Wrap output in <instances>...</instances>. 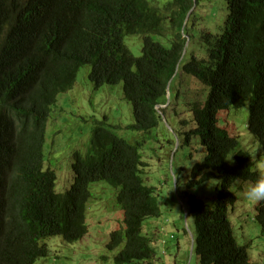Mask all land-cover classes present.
I'll return each mask as SVG.
<instances>
[{
    "label": "trees",
    "instance_id": "1",
    "mask_svg": "<svg viewBox=\"0 0 264 264\" xmlns=\"http://www.w3.org/2000/svg\"><path fill=\"white\" fill-rule=\"evenodd\" d=\"M180 1L186 6L192 4V0ZM226 2L229 11L219 34L209 41L208 60L195 61L202 78L220 83L205 100L201 126L186 136L198 135L202 155L187 178L181 180L180 176L178 183L169 187L184 207L175 218L165 215V197L160 200L165 208L160 210L159 199L137 180V186H131L137 190V197H118L117 208H112L120 217L108 232L107 247L114 250L110 264H150L146 260L154 257L156 248L144 224L163 214L162 220L169 217L174 218V224L187 223L181 224V230L187 234L190 229L193 234L194 264H263L252 259L249 243L237 241L232 222L238 217L232 212L239 199L238 183L255 184L264 174L256 169L252 153L241 146V132L219 120L230 106H240L250 97L247 129L264 150V0ZM109 8L114 15L121 12L119 22L114 18L112 27L107 19ZM160 17L148 0H0V35L9 21L14 29L7 46L0 47V170L3 163L11 162L13 167L12 174L0 177V264H37L49 252L47 237L73 240L87 233L89 193L57 191L55 171L50 166L41 168L45 122L54 106V124L61 118V127H75L68 111L61 115L63 106L57 100L58 93L72 83L70 55L75 49H87L99 36L109 35L100 47L93 81L99 85L123 76L127 92L139 95L135 97L134 119L142 126L145 106L159 84L155 77H145L147 67L132 72L128 66L118 72L119 53L125 50L126 35ZM56 26L61 29L51 35ZM154 44L167 68H173L184 39L179 36L166 48ZM90 58L80 55L75 63ZM112 139L111 131L95 122L88 141L90 154L77 153L72 163L79 185L88 187L103 180L101 168L108 152L114 151ZM97 145L104 150L97 151ZM253 218L264 235V200L256 203Z\"/></svg>",
    "mask_w": 264,
    "mask_h": 264
},
{
    "label": "clouds",
    "instance_id": "2",
    "mask_svg": "<svg viewBox=\"0 0 264 264\" xmlns=\"http://www.w3.org/2000/svg\"><path fill=\"white\" fill-rule=\"evenodd\" d=\"M200 1L201 0H192V4L186 6L180 0H148L150 6L156 7L158 9L161 14V17L158 18L159 20L149 21L144 27L133 32V34H130L142 35L140 55L133 54L128 48V46L125 44V39L123 41V46L125 47V50L119 53L120 59L118 61V72L123 71L128 66H130L129 68H131L132 72L136 71L137 68L147 67L149 70L145 77L147 78L148 76H153L156 78V82L159 84L157 93L155 94L154 98L145 106L144 114L141 117V120L144 121V124L142 126L140 122L137 123L134 119L135 97L139 95L136 93V91H132V93L127 92L128 90L126 89L125 80L123 76L115 78L114 80H112V82H104L99 85L95 84V82L93 81L95 69L100 61V47L101 45L107 42L109 35L99 36L87 49H75V51L70 55L72 83L70 84L69 89L74 86L79 69L83 65L88 64L90 65L88 79L93 84L94 88H99L103 85H117L122 82L123 96L125 100L131 105L133 120L130 123L127 121L123 125L117 124L115 122L110 121L108 116H104L102 120L95 121L98 123V125H102L108 130H110L113 135L112 147L114 148V151L108 152L101 168V176L103 180L92 182L89 184L88 187H84L79 185L74 179L75 174L72 163L76 161L77 153H81L83 155L90 154V144H88L90 137L86 138V140H84L80 146L79 144L81 140L73 139L67 150H65L64 152H59L58 149H55L54 144L56 138L61 133L62 127H59L58 125L54 124V122L50 118H48L45 122L46 128L43 143L44 150L41 159L42 170H46V167L48 166H50L51 169H53L52 167L56 169H53L56 174L55 187L57 179L59 187L60 185H63L64 180L66 181V184L63 187L59 188L60 190L56 189L59 192H65L68 189H73L78 191H87L89 193V197L86 201V220L89 223L87 233L73 240H63L65 242L73 243L83 239L84 237L89 236L91 242H96L100 238V235L96 228L102 222H106L107 231L104 234V240L102 242V246L106 249V252L103 251L101 254L96 255V257L104 264H107V262H110V260L113 259L112 257L114 250L110 247H107L108 232L110 231V229L117 226L118 218H114L111 220L110 217H106L107 212H111L112 208H117L116 204H114L110 208L99 210L96 209L95 203L91 202L92 198L98 194L102 182H106L116 190L115 200L118 197H121L124 200L132 197H137V190L131 189V186H137L135 182L139 180L143 186H146L147 188L151 189V196H153L154 198L157 197L159 199V207H161V210L165 208V206L160 203L161 197H165V205H168L170 198L167 199V197L168 194L171 193L169 187L171 183L174 186L176 185V183H178L179 177L182 176L183 168L188 165L184 163L180 164L179 170H176L177 172H175L174 174V165L177 164V162L175 161L174 153L178 152L180 147H182L185 143H190L191 141H193L194 143L199 144V141L197 139L198 135L190 136L189 139L186 138V136L189 134L191 129L201 126L202 116L204 115V113L202 112L207 109L205 105V100L210 92H213L214 90L219 88L220 83L217 81L210 82L209 80H205L204 78H202L197 73V69L195 68V61L208 60L210 49L209 41L213 40L219 34L223 22L229 11L226 0H210L218 11L222 10V7H225V13L221 17L218 13H215L213 16L206 17V20L214 21V26L208 27L207 31H204L203 33H198V26H196L197 23L196 25L194 24V21L195 18L197 19V22L198 20H200L198 19L200 11H198V8H195L196 6L198 7ZM120 16L121 12L114 15L112 9L109 8L107 12L108 25L112 27L114 18H116L115 20L119 22ZM59 29H61V27H54L51 30V35ZM13 31L14 29L11 27L9 21L0 35V47L7 46L8 38L11 34H13ZM130 35H126L125 38ZM179 36L184 39V45L180 58L173 68H167L162 58L160 57L161 53L159 49L155 46L154 43H157L162 47L166 48L170 45V42L172 40H176ZM165 41H168L169 44L166 45L164 43ZM198 43H200L201 46L197 45ZM189 51L190 54H188ZM80 55H89L91 58L87 62H83L79 65H76L75 57ZM263 89L264 80L261 86V91L264 92ZM64 92L58 93L57 100L60 105H62L64 101L70 102L69 98H67L66 95H60ZM180 93L184 94V104L186 105L185 108L189 111L191 116L186 117L185 114L179 112L176 107L177 104L175 100H173V95L176 94V96H178V94ZM90 99L91 97L88 96V99L84 103V108L88 106V102ZM247 100L249 101L250 111L251 100L249 97L246 98L243 101V104L240 106H230L229 109H227L221 115V118L225 119V115H227L228 111L231 108L243 107ZM71 103L73 105L76 104V102ZM61 111H63V108L61 109ZM172 121L174 123H172ZM160 122L161 125L158 126ZM163 124L167 125L168 127H172L173 131L177 135L176 142H165V140L163 139L161 141V137H163V135L166 133V129ZM227 124L232 127L235 126L233 123L230 124L227 122ZM242 136L243 134H241L240 137L241 145H243ZM151 141H155L156 143L150 144ZM171 146L172 148H170ZM198 147L200 148L199 153L201 154L202 147L200 146V144L198 145ZM101 150H104V148L97 145V151ZM258 150L261 154L260 147H258ZM165 151H170L169 156L166 158V162H168V165L171 168L172 175L166 174V177H164L163 180V186H159L153 181L152 174L154 168L161 167V162L164 157L163 152ZM47 152L48 155H46ZM260 154H257V156L254 158L255 166L256 160L257 158H259ZM45 155L49 157L53 155L54 159H56V165L47 162V166L45 167ZM192 165L189 167V174ZM1 169L2 170H0V173L2 174H0V177L1 175L12 174V163H3L1 165ZM187 170L188 169L185 168V172H187ZM14 173H18L16 167H14ZM187 177L188 175L185 178ZM2 182L3 180H0V184H2ZM248 195L250 196V198L255 200H264V178L259 179L255 184H252V186H250L248 190ZM172 196L173 195L171 193V197ZM174 197L175 199L176 197L180 199L177 195H175ZM163 218L164 216L159 217L155 220H147L144 224L145 231H147L150 225H153L154 221L156 222L157 227L161 226L160 228L163 227L164 223H173L170 222L171 218L169 219L168 217L169 221L168 219L162 220ZM112 222L115 225L112 226ZM186 224L187 223H185V225ZM160 228L158 227V229ZM146 234L150 236L147 232ZM187 235L189 237L188 249H185V253L186 257H188L189 255V264L190 258L193 257L192 253L194 237L193 234L190 233V229L188 230ZM170 237L175 239L176 235L171 234ZM47 238L48 239L46 240V244L48 245L49 252L47 255L40 257L41 260L40 262L37 260V264H43L44 261L49 258L52 259L53 264H57L59 262L57 257L58 255L53 253L51 245L53 241L61 237L50 236V238ZM151 238L155 242L154 238ZM180 243L181 242L179 241V239H177V241L174 243L175 247H178L179 249ZM158 244V242H155V245L158 246ZM166 251L167 254L171 256V258H169V261H163L160 264H174L175 261L178 260L177 255L172 258V255L169 253V250L166 249ZM146 261L150 264H154L153 258H149Z\"/></svg>",
    "mask_w": 264,
    "mask_h": 264
},
{
    "label": "rangeland",
    "instance_id": "3",
    "mask_svg": "<svg viewBox=\"0 0 264 264\" xmlns=\"http://www.w3.org/2000/svg\"><path fill=\"white\" fill-rule=\"evenodd\" d=\"M198 11H200L198 22L195 18L194 24L198 26V33H203L204 31H207L208 27L214 26V21L206 20L208 16H213L215 13H218L219 16H223L225 13V7H222V10H217V8L211 3L210 0H201L198 7ZM210 18V17H209ZM208 18V19H209ZM166 45L169 44L168 41L164 42ZM125 44L128 46V48L131 50V52L135 55H140V49L142 44V35L135 34L130 35L125 38ZM197 45L201 46L200 43ZM197 53V52H195ZM190 54V51L189 53ZM189 56V55H188ZM90 70V65L86 64L83 65L77 74L76 82L74 86L67 90L66 92L60 94V95H66L67 98H69L70 102L64 101L62 103L63 110L68 111V116H72L71 122L74 126H72V129H65L64 125L62 127L61 133L58 135V137L55 140V149H58L59 152H64L68 149L70 146V143L73 141V139L78 140H86V138L90 137L91 129L95 124L96 120H102L104 116H108L110 121L115 122L117 124H125L127 121L130 123L132 122V111H131V105L125 100L122 92V82L117 85H103L99 88H94L93 84L88 79V72ZM78 86V87H76ZM59 95V96H60ZM88 96L91 97V99L88 102V106L84 108V103L88 99ZM173 100H175L177 104V109L182 114H185V116H191L189 111L185 108L186 105L184 94L180 93L178 96L176 94L173 95ZM71 102H76L75 105H73ZM53 106L50 112V119L55 117L57 115V112L54 109ZM61 115H63V111L60 112ZM248 113H249V101L247 100L245 102V105L243 107L239 108H231L227 115H225L224 118H220L219 122H228L233 123L243 134L242 136V144L243 148L248 149L253 157L255 158L257 154H260V151L258 150V147H260L261 154L259 155V158L256 160V169L263 175L264 174V150L260 146L259 140L249 132L247 129V120H248ZM49 119V120H50ZM172 123H174L172 121ZM62 124L61 118L58 119L57 125L60 127ZM161 125V122L158 126ZM163 126L166 129V133L161 137L162 139L166 141H175L177 140V135L173 131L172 127H168L167 125L163 124ZM230 126V125H229ZM164 142V141H163ZM155 141H151L150 144H155ZM168 143V142H167ZM199 144L194 143L191 141L190 143H185L178 152L174 153L175 161L177 164L174 165L173 173L177 172L179 170V165L184 163L188 164L185 166L187 172H185V168H183L182 172V178L181 180H184V178L188 175L189 176V167L199 158L201 157V154L199 153L200 148L198 147ZM245 145V146H244ZM249 146V147H248ZM172 148V146L170 147ZM197 150V151H196ZM170 151L163 152V159L161 162V167H156L153 170L152 179L153 181L159 185L163 186L164 183V177L167 175H172L171 168L168 165V162H166V158L169 156ZM48 155V152L46 153ZM44 156V166L46 167L47 162L52 163L53 165H56V159H54V156ZM55 169L54 167H52ZM56 170V169H55ZM177 170V171H176ZM171 172V173H170ZM175 180V178H174ZM176 182V181H175ZM66 184V181L64 180L63 185H60V187H63ZM252 186V183L250 182H240L238 183L237 187V194H238V203L236 206V210L232 212L236 218L233 223V228L235 235L237 237V241L240 244L243 243H249L251 245V248L249 249V252L252 259L257 260L264 264V235L261 233L260 225L257 221L254 220V211H255V205L258 202V200L248 198V190ZM58 179L56 182V189L60 190L59 188ZM116 190L111 187L106 182H102V185L100 187V190L97 195H95L91 202L95 203L96 209L103 210L106 208L112 207L114 204H116L115 200ZM170 198V199H169ZM167 199H169L168 202V211L165 212V215L174 216L176 215V212L181 211L182 202L180 199H178L174 196L171 197V193L168 194ZM180 200V201H179ZM188 206V204H185ZM171 210H170V208ZM184 210V208H183ZM184 215L186 213L184 212ZM164 216V214H163ZM106 217H110V219L119 218L120 213L115 212L113 209L111 212H107ZM170 220L172 223L173 219ZM180 218V216L178 217ZM99 220V219H97ZM188 223H190V228L192 227V218L189 217ZM184 226V221H179L178 224H163V227L158 229L156 226V222H153V225H150L147 229V233L154 238L155 242H158V246H154L156 248V255L153 257L154 264H160L163 261H169V258L171 256L167 254L166 249L169 250V253L172 255V258L177 255V259L179 261V264H182V261L184 258H186L185 249H188V235L184 233L183 230H181L182 225ZM115 225L112 222V226ZM97 231L100 235V238L95 242L89 239V236L84 237L83 239L69 243L65 242L63 239L58 238L55 241L52 242V249L53 253L57 254L58 256V263L57 264H104L101 262L96 255L101 254L103 251L106 252V249L102 246V242L104 240V234L107 231V223L102 222L99 226H97ZM106 230V231H105ZM171 234H175L176 238L170 237ZM179 239L181 242L178 247H175V242ZM165 248V250H164ZM189 255L187 257V260L183 264H188ZM263 259V260H262ZM194 259L190 258L189 264H194ZM43 264H53L52 259H47L44 261ZM107 264H110V262H107ZM141 264V263H138Z\"/></svg>",
    "mask_w": 264,
    "mask_h": 264
}]
</instances>
